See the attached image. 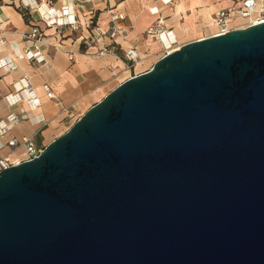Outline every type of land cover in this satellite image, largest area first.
<instances>
[{
    "label": "water",
    "instance_id": "95a60500",
    "mask_svg": "<svg viewBox=\"0 0 264 264\" xmlns=\"http://www.w3.org/2000/svg\"><path fill=\"white\" fill-rule=\"evenodd\" d=\"M0 264H264V21L181 43L0 170Z\"/></svg>",
    "mask_w": 264,
    "mask_h": 264
},
{
    "label": "crops",
    "instance_id": "0c3cea01",
    "mask_svg": "<svg viewBox=\"0 0 264 264\" xmlns=\"http://www.w3.org/2000/svg\"><path fill=\"white\" fill-rule=\"evenodd\" d=\"M66 1L56 0L55 6ZM241 1L89 0L74 6L78 27L59 30L47 25L35 10L24 15L21 0H0V58L9 57L17 65L14 69L0 67V120L11 113L20 118L5 136L6 140L16 137L18 144L0 148V156H6L12 163L24 160L23 136H32L45 146L76 112L87 110L131 76L125 57L131 46L137 49L140 58L153 64L166 52L162 40L146 34L147 28L158 20L164 28L172 30L176 39L171 48L174 49L181 43L212 35L216 11ZM112 11L124 13L120 24L126 28V34L97 41L89 38L96 25L109 26ZM240 19L233 21L237 23ZM32 24L38 25L45 36L42 48L46 56L41 63H33L13 49L14 45L23 48L22 33ZM104 44L115 46L118 54L98 53ZM22 77L28 78L38 95L37 106L32 105L26 90L16 91ZM45 83L50 85L53 96L47 95Z\"/></svg>",
    "mask_w": 264,
    "mask_h": 264
},
{
    "label": "built area",
    "instance_id": "2783aa9c",
    "mask_svg": "<svg viewBox=\"0 0 264 264\" xmlns=\"http://www.w3.org/2000/svg\"><path fill=\"white\" fill-rule=\"evenodd\" d=\"M85 1L89 0H67L66 3L56 7V0H21V7L24 15H28L30 11L35 10L39 13L47 25L56 26L59 30H65L67 28L74 29L78 27L79 19L74 11V6ZM168 1L169 0H165V2ZM152 10L155 12L157 11V8L153 7ZM124 17V13L112 11L110 13L109 26L105 28L101 25H96L89 38L97 41L106 36H110L112 38L124 36L127 30L120 24ZM237 17H240L241 19L239 22L234 23L233 20ZM261 21H264V0H242L239 4H234L216 11L214 17L215 31L213 34H222L232 28L244 27ZM146 34L162 40L166 52L172 50L171 46L176 41L172 30L164 28L161 24V20H158L156 25L148 27ZM22 36L24 41L23 48L17 49L15 45L13 46V49L16 50L17 54L25 56L33 63L43 62L46 56L42 48L45 36L41 28L36 24H32L28 30L22 33ZM98 53L118 54V49L112 44H104L99 48ZM125 57L128 61L126 65L128 69H130L140 59L137 49L134 46H131L126 50ZM16 66V63L13 62L11 58H0V67L14 69ZM44 88L48 96H53V91L48 83L44 84ZM23 90H26L28 99L32 105L37 106L39 104V97L26 77H22L17 82L16 91L21 92ZM19 121L20 118L15 113H11L5 119L0 120V148L7 145L16 146L18 144L19 141L16 137H11L6 140L5 136L12 127L18 124ZM21 144H23L26 152L25 159H32L36 157L44 148V146H42L32 136H23ZM11 164L13 163L9 158L6 156H0V170Z\"/></svg>",
    "mask_w": 264,
    "mask_h": 264
},
{
    "label": "rangeland",
    "instance_id": "374dc122",
    "mask_svg": "<svg viewBox=\"0 0 264 264\" xmlns=\"http://www.w3.org/2000/svg\"><path fill=\"white\" fill-rule=\"evenodd\" d=\"M151 66H152V62H148L145 60L144 57H142L130 68V71L131 74L133 75L135 73L143 72L149 69ZM126 74H129V71H127ZM85 111L79 110L78 112H76L67 122H65V124L59 129V131L51 137L52 140L58 135L65 132Z\"/></svg>",
    "mask_w": 264,
    "mask_h": 264
},
{
    "label": "bare ground",
    "instance_id": "6f19581e",
    "mask_svg": "<svg viewBox=\"0 0 264 264\" xmlns=\"http://www.w3.org/2000/svg\"><path fill=\"white\" fill-rule=\"evenodd\" d=\"M173 46H171V48H172Z\"/></svg>",
    "mask_w": 264,
    "mask_h": 264
}]
</instances>
